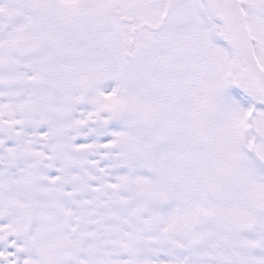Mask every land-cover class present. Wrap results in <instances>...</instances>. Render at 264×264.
<instances>
[{
  "label": "rangeland",
  "instance_id": "1",
  "mask_svg": "<svg viewBox=\"0 0 264 264\" xmlns=\"http://www.w3.org/2000/svg\"><path fill=\"white\" fill-rule=\"evenodd\" d=\"M162 7L140 13L153 22L117 23L120 37L112 23L72 24L61 64L37 51L57 26L29 12L1 23L0 239L20 238V258L264 264V176L244 119L258 103L235 90L233 54L202 0H167L161 23ZM134 37L150 39L146 52L128 55ZM255 121L264 133L262 111Z\"/></svg>",
  "mask_w": 264,
  "mask_h": 264
},
{
  "label": "flooded vegetation",
  "instance_id": "2",
  "mask_svg": "<svg viewBox=\"0 0 264 264\" xmlns=\"http://www.w3.org/2000/svg\"><path fill=\"white\" fill-rule=\"evenodd\" d=\"M33 6L25 5L22 0H0V22H9L12 16L19 17L20 9L23 7L35 8L38 16L46 22L59 24L64 30L67 26H63V15L69 14L71 18L70 22H135L152 20L147 16H139L137 13H132L127 6L128 0H106L105 15L101 20H93L82 10V4L84 0H34ZM12 20V19H11ZM264 31V27H263ZM52 35V36H51ZM48 39H45L42 43L44 48H50L52 50L53 61L58 64L62 62V57L66 54L69 43L62 38L61 32H55L51 34ZM134 42H132V45ZM263 48H260V59L264 65V33L262 37ZM62 48V49H61ZM133 48V47H131ZM42 49V47L40 48ZM262 138L264 139V133L262 132ZM264 142V141H262ZM4 246H11L10 248H4ZM0 255L5 264H22L24 258L20 259V239H0ZM7 252L11 259H8L4 254Z\"/></svg>",
  "mask_w": 264,
  "mask_h": 264
},
{
  "label": "water",
  "instance_id": "3",
  "mask_svg": "<svg viewBox=\"0 0 264 264\" xmlns=\"http://www.w3.org/2000/svg\"><path fill=\"white\" fill-rule=\"evenodd\" d=\"M210 8L214 18L228 33L235 54L236 66L241 74L238 88L248 95L259 98L264 103V75L256 66L244 16L232 0H213ZM127 111L130 116L135 113L131 102L127 104Z\"/></svg>",
  "mask_w": 264,
  "mask_h": 264
},
{
  "label": "bare ground",
  "instance_id": "4",
  "mask_svg": "<svg viewBox=\"0 0 264 264\" xmlns=\"http://www.w3.org/2000/svg\"><path fill=\"white\" fill-rule=\"evenodd\" d=\"M233 1L237 5H239V3H240V0H233ZM205 3H206V5L209 4L210 3V0H205ZM208 7L209 6L207 5V11L209 12V8ZM241 9L245 13V16H246V21H247V25H248V32H249L250 35H252V31H251L250 25H249V21H250L249 14L247 13V10L244 7H241ZM253 52H254V55H256V57H258L255 44H253ZM258 66L261 68L262 72L264 73V69H263V67L261 66L260 63H258ZM38 93H39L38 96L41 97L40 94H42V91H39ZM38 101H40V99ZM158 108H159V106H158ZM38 109L39 110H37V112H38L37 113V116L38 117H42L44 119V114H43L44 109H43L42 102H40V104L38 105ZM41 112H42V114H41ZM43 122L41 120H38V122L36 123V126H42L44 124Z\"/></svg>",
  "mask_w": 264,
  "mask_h": 264
}]
</instances>
